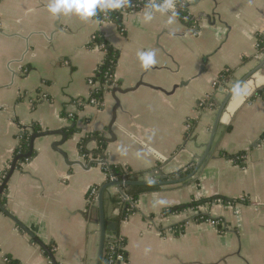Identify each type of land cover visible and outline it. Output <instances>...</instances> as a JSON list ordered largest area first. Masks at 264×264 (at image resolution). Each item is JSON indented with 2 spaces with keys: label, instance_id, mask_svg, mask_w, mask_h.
Instances as JSON below:
<instances>
[{
  "label": "crops",
  "instance_id": "1",
  "mask_svg": "<svg viewBox=\"0 0 264 264\" xmlns=\"http://www.w3.org/2000/svg\"><path fill=\"white\" fill-rule=\"evenodd\" d=\"M173 2L185 7L191 24L178 16L169 24L158 12L145 22L139 10L123 16L121 31L94 17H54L50 0H0V186L20 136L32 125L66 135L57 150L52 146L61 135L35 138L34 154L15 161L0 195L1 205L46 249L0 210V264L6 256L20 264H53L50 255L55 264H95L98 213L88 192L99 190L108 173L91 161L106 159L140 175L137 180L162 173L170 178L194 166L219 105L247 75L242 86L248 95L229 101L198 176L140 194L135 211L121 220V264H264V97L255 95L264 87V53L256 48L264 33V0ZM96 34L119 52L100 106L89 102L88 81L104 56L93 43ZM146 55L156 63L145 69L140 57ZM226 69L230 81L216 87ZM132 87L115 94L112 120L113 89ZM96 133L106 142L102 157L92 156ZM86 139L82 154L78 144ZM240 153L238 164L231 158ZM105 192L125 201L123 188ZM194 199L211 201L184 208ZM197 211L220 219V226L195 219ZM118 213L108 203L105 215Z\"/></svg>",
  "mask_w": 264,
  "mask_h": 264
},
{
  "label": "trees",
  "instance_id": "2",
  "mask_svg": "<svg viewBox=\"0 0 264 264\" xmlns=\"http://www.w3.org/2000/svg\"><path fill=\"white\" fill-rule=\"evenodd\" d=\"M147 3V0H128V4L120 9L115 10H109L107 13H105L104 10L98 9L97 15L94 17L95 19L99 21L104 22H110L114 23L118 26V28H122V19L123 14L122 12H129L131 8L136 7L138 9L139 7L145 6ZM186 13L185 7H181L179 10V18L183 16ZM194 19H189L186 21L187 24H191ZM184 22V21H183ZM262 37L259 36L260 46L264 48V43L261 42ZM93 43L96 44L100 49L104 51V56L102 63L98 67L95 76L93 77L94 81H97L101 84H107L108 86L113 83L114 80V73L116 64L119 57V52L117 49L112 47L108 41L105 39V37L101 34H96L95 39L93 40ZM232 75V71L229 69H226L219 73V79L218 81L220 83H227L230 81ZM109 90L104 91L103 89H100L98 91H94L91 93V97H94L98 99L102 103V98L105 92ZM255 95H259L264 97V87L260 88L258 91H256ZM229 129V128H228ZM75 131V126L72 125V127H69L67 129V135L71 136L73 132ZM41 129L38 127L37 124H34L31 126V132H24L19 139V145H18V153L15 155L14 159L18 162L22 161L24 159V155L27 154L30 151V138L35 133H40ZM97 148L92 153L93 157L96 156H103V152L106 147V142L104 138L96 133L95 134ZM86 140L81 141L78 145L81 149L82 154H87V150L84 147V144ZM34 154V152L31 150V154L29 157H31ZM242 154H237L233 156L231 159L236 160V158L241 157ZM104 170L108 173L116 177L118 180H137L140 175H134L131 174L128 170L127 173L123 171L121 168L113 166V165H104ZM192 167H189L186 170H180L177 173H174L173 175H170V178H176V177H184L187 174H189L192 170ZM108 181V179H107ZM160 186H137V185H130L123 187L124 194L128 197V201H122V197L120 196V193L114 196H109L106 192L103 196V204H104V222L105 226L109 223H113L114 228L108 229L106 228V234H111L113 237H105V243H104V262L107 263L109 257H115L117 254H123L126 256L125 250H122L121 246H124L125 240L122 238L119 234V225L121 220L125 219L128 215L132 214L135 211L134 204L136 203L138 196L142 193L151 192L159 190ZM211 200H205V199H194L190 204H187L184 206V208H192L196 209L198 206H201L202 204L206 202H210ZM108 203L113 204L119 209V213L117 216L109 218L105 215V210L108 205ZM183 208V207H182ZM97 217V213H96ZM199 215L195 217V219L198 220ZM113 245L114 249L112 252H110V246ZM47 255H49L48 250H44ZM3 264H20L17 260L11 258L10 256L4 257Z\"/></svg>",
  "mask_w": 264,
  "mask_h": 264
},
{
  "label": "water",
  "instance_id": "3",
  "mask_svg": "<svg viewBox=\"0 0 264 264\" xmlns=\"http://www.w3.org/2000/svg\"><path fill=\"white\" fill-rule=\"evenodd\" d=\"M264 66V65H263ZM249 77V75H247L244 79H241L237 82H240L241 84L244 82V80H246ZM235 82V83H237ZM234 83V84H235ZM184 83H180V85H183ZM233 84V85H234ZM136 87V86H135ZM233 87V86H232ZM232 87L229 89V91L227 92V94L225 95L223 101L221 102V104L219 105L218 109H217V113L215 115V119L213 122V126L211 129V133H210V137L208 140V143L205 146V150L203 151L202 155L195 160L194 162V166L191 170V172L189 174H187L184 177H176V178H169V175L166 174H160L158 175V179H151V180H118V179H114V180H109L107 181L105 184H103L102 186L99 187L98 190V194H97V213H98V218H97V222H98V226H99V241H98V251H97V257H96V261L95 264H103L104 261V243H105V237H106V228L108 229H113L114 225L113 223H109L107 225V227L105 226V222H104V204H103V196H104V192L106 191L107 188L115 186L117 187L121 192H122V188L125 186H130V185H137V186H164V185H173V184H180L189 180H193L198 176L199 171L201 170L202 166L204 165L207 157L210 154V148L212 145V142L214 140L216 131H217V127L220 121V117L222 115L223 112H225V108L228 105L229 101L232 99V97L234 96L232 94ZM134 87L132 88H128V89H120V88H114L112 91L113 97L116 101V104L114 106V109L112 111V120H114L115 117V110L118 107V99L115 96L116 93H125L127 91H131L133 90ZM223 89V87L221 86V90ZM46 135H61L63 138L61 141L55 142L54 145L52 146L53 149L57 150V147L59 145H61L65 139H66V135L62 130H53V131H42L40 133H35L31 136L30 138V151L24 155V158H27L30 156L31 154V150L33 147V142L34 139L40 136H46ZM61 152V151H60ZM62 155L65 156V154L62 152ZM16 161V160H15ZM14 161V163H15ZM14 163L11 165L10 171L6 177V179L4 180L3 184L0 186V195H1V191L4 188L5 183L7 182L9 176L11 175L12 171L14 170ZM93 163H101V164H106L108 165L106 159H102V160H97V161H91L90 165ZM89 165V166H90ZM149 181H155L154 183H149ZM0 210L3 211L12 221H14V223L16 225H18L21 229H23L32 239H34L43 249H46V247L38 240L34 237V235L32 234L31 231H29L24 225H22L18 220H16L13 215L11 213H9L2 205H1V201H0ZM51 257V261L53 264H55V260L53 258L52 255H50Z\"/></svg>",
  "mask_w": 264,
  "mask_h": 264
},
{
  "label": "clouds",
  "instance_id": "4",
  "mask_svg": "<svg viewBox=\"0 0 264 264\" xmlns=\"http://www.w3.org/2000/svg\"><path fill=\"white\" fill-rule=\"evenodd\" d=\"M127 4L128 0H50L47 8L54 17L59 15H76L82 19H88L95 17L98 9L104 10L107 13L109 10L120 9ZM156 12L167 15L169 24L175 22L178 16L173 0H148L143 12L144 21H151L153 14ZM140 60L141 66L145 69L156 63L153 55L141 56ZM232 94L240 97L248 95L240 82L233 85ZM154 182L149 181L150 184ZM157 203L163 205L165 201L159 200Z\"/></svg>",
  "mask_w": 264,
  "mask_h": 264
},
{
  "label": "built area",
  "instance_id": "5",
  "mask_svg": "<svg viewBox=\"0 0 264 264\" xmlns=\"http://www.w3.org/2000/svg\"><path fill=\"white\" fill-rule=\"evenodd\" d=\"M147 2H148V0H147ZM175 8H176V11L178 12V17H179V10H180V8H181V4H180L179 2L175 3ZM139 10H145V6H143V7H139L138 9H136V7H133V8H131V10H130L129 12L139 11ZM185 11H186V10H185ZM127 13H128V12H125V11L122 12L123 16L126 15ZM179 19H180L181 21H184V23H186V21H188L189 19H193V18H192V17L187 13V11H186V13H185L183 16H181ZM120 30L123 31V30H124L123 27L120 28ZM259 36L262 37L261 42L264 43V33L259 34V35L257 36L256 48L258 49V51H259L260 53H264V48H262V47L260 46ZM93 39H95V35H94ZM218 79H219V77H218ZM88 83L92 86V88L90 89V98H89V102H90L92 105L100 106L102 103H101L98 99H96V98H94V97H91V93L94 92V91H98V90H100V89H103L104 91H106V90H110L112 84L109 85V86H108L107 84H101V83H99V82H97V81H94L93 78H92V79H89ZM214 85H216V87H217L218 85H222V83L218 82L217 84L214 83ZM74 103H76L77 106H80V105L82 104V102H77V101L74 102ZM69 116H72V114L70 113ZM26 161H28V158H26ZM234 161H235L236 163H238V164H239V163L241 164V163L244 161V156H241V157H239V158H236V160H234ZM127 172H128V171L125 170V173H127ZM1 178H2V177H1ZM1 178H0V182L2 181ZM114 179H117V178L114 177V176L111 175V174H108V181H109V180H114ZM97 194H98V188H97V187H92V188L90 189V191L88 192V203H89V205H90L91 207H93V208H96V206H97ZM122 196H123V198H124L125 201H128V200H129L128 197H127L125 194H122ZM197 214H199V218H198V220H201V221H204V222H209V223H211V224H213V225H215V226H217V227L220 226V222H221L220 219H212V218L206 217V216L202 215V214L200 213V211H197ZM200 214H201V215H200ZM108 236L111 237V238L113 237V235H111V234L108 235ZM108 236H106V237H108ZM121 247H122V250H124V246H121ZM113 249H114V247H113V245H111L109 251L112 252ZM124 260H125V256H124L123 254H117L114 258L110 256L109 259H108V261H107V263H105V262L103 261V264H121Z\"/></svg>",
  "mask_w": 264,
  "mask_h": 264
},
{
  "label": "bare ground",
  "instance_id": "6",
  "mask_svg": "<svg viewBox=\"0 0 264 264\" xmlns=\"http://www.w3.org/2000/svg\"><path fill=\"white\" fill-rule=\"evenodd\" d=\"M231 107H232V105H231Z\"/></svg>",
  "mask_w": 264,
  "mask_h": 264
}]
</instances>
